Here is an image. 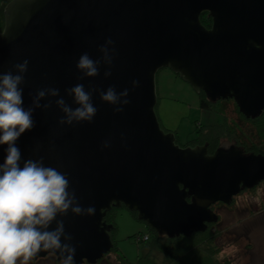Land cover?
Here are the masks:
<instances>
[{
    "label": "water",
    "instance_id": "95a60500",
    "mask_svg": "<svg viewBox=\"0 0 264 264\" xmlns=\"http://www.w3.org/2000/svg\"><path fill=\"white\" fill-rule=\"evenodd\" d=\"M204 12L210 27L201 24ZM83 53L100 60L97 76L81 79L76 64ZM25 60L23 107L32 106L39 90L56 88L59 95L39 101L34 126L15 142L20 165L31 159L56 168L79 206L95 208L56 217L71 236L61 243L75 248L74 264L95 263L111 248L112 225L103 218L112 206L135 211L157 231L188 235L216 220L211 205L228 204L264 180V155L234 146L211 154L205 144L180 146L155 112V74L162 67L212 101L233 98L246 116L264 110V0H10L0 31V74H17L13 66ZM76 84L98 90L96 115L61 124L55 101L78 107L66 92ZM109 87L128 95L115 105L103 102L100 93ZM7 147L0 145V165ZM55 227L54 221L48 230ZM46 254L62 263L67 255L48 249L31 259Z\"/></svg>",
    "mask_w": 264,
    "mask_h": 264
},
{
    "label": "clouds",
    "instance_id": "9594fccd",
    "mask_svg": "<svg viewBox=\"0 0 264 264\" xmlns=\"http://www.w3.org/2000/svg\"><path fill=\"white\" fill-rule=\"evenodd\" d=\"M112 41H106L111 44ZM100 52L104 59L111 64V57L107 56V49L102 46ZM28 61L16 64L12 71L0 74V145L6 144V158L0 165V264H17V259L22 257L23 264L33 258L41 250H59L67 253L64 264H74L75 248L69 243L71 236L64 232L63 220H56L58 215L63 216L69 210L73 214H94L95 208L79 206L75 193L69 191V180L66 174L54 167L45 166L42 160H27L20 165L21 153L15 146L17 139L34 126L32 113L40 108L39 101L46 95L57 97L59 89L47 88L39 90L32 100V106L23 107L24 73L27 71ZM100 60H93L88 53L80 55L76 68L85 77H95L99 74ZM110 71L104 73L109 76ZM137 82L133 81V87ZM97 89L86 91L83 84H76L66 92L73 97V102L78 105L72 108L65 103L63 98L55 101L57 107L64 113L61 124L75 122H91L96 115L97 108L92 103L93 92ZM128 90L116 93L113 87L100 93V99L111 105L120 102V97H127ZM124 99L122 104H127ZM50 104H44L46 109ZM121 109L116 108L119 112ZM56 222L54 230L49 227Z\"/></svg>",
    "mask_w": 264,
    "mask_h": 264
},
{
    "label": "rangeland",
    "instance_id": "374dc122",
    "mask_svg": "<svg viewBox=\"0 0 264 264\" xmlns=\"http://www.w3.org/2000/svg\"><path fill=\"white\" fill-rule=\"evenodd\" d=\"M155 84L157 98L155 112L159 124L164 131H172L176 135L177 144L188 143L190 146L192 142H196V139L193 140L195 135H199L195 131L198 126L203 125L204 130L220 120L215 113L199 107V97L193 87L170 68L162 67L157 70ZM224 110L228 124H241L239 120L241 115L238 114L232 100L226 102ZM252 126L251 123H245L242 127L244 131H248ZM231 143L228 139L220 138L217 147L226 149ZM212 210L219 217L218 222L212 226L217 232L215 238L217 251L213 255V261L216 264H264V180L253 188L240 191L230 204L222 202L214 204ZM114 213L116 226L113 231L114 244L126 260L134 263L147 253L158 264L161 263L164 259L161 253L148 250L149 245L143 240L144 234H147L146 224L133 217L124 207L117 206ZM140 239L142 242H138ZM110 263L117 264L112 255L108 260L92 264ZM17 264H23L22 257L17 259ZM27 264L64 263L56 260L54 255L46 254L34 260L30 259ZM171 264L185 263L179 261Z\"/></svg>",
    "mask_w": 264,
    "mask_h": 264
},
{
    "label": "trees",
    "instance_id": "16d2710c",
    "mask_svg": "<svg viewBox=\"0 0 264 264\" xmlns=\"http://www.w3.org/2000/svg\"><path fill=\"white\" fill-rule=\"evenodd\" d=\"M9 1L10 0H3L2 2V6L0 9L2 14L0 31L3 27V9ZM200 21L201 24H203L205 27L211 26V17L206 12L200 15ZM196 93L199 97V107L202 110L215 113L220 118V120L214 122L213 124H210V128H206L204 130H202L203 125L202 127L198 126L195 131L197 134L199 133V135H195V137L193 138V140L196 139V142L194 141L196 143L195 145L205 144L208 153L211 154L218 148L217 144L219 143L220 138H225V140L228 139L232 142L230 144L231 146L236 147L242 153L253 152L256 154L259 153L264 155V110L258 115L246 116L238 109V106L233 98H219L215 101H212L207 98L202 90ZM228 100H232L238 114L241 115L239 117L241 124H228L226 122V118L224 116V108ZM245 123H251L253 125L252 128H250L248 131H244L242 126ZM184 145H188V143ZM233 197L231 202L233 201ZM213 205H211L210 207L212 208ZM120 207L126 208L124 205H121ZM116 208L117 206H112L111 209L106 212L103 218L107 224L112 225L111 230H109L112 248H110L109 251L106 252L99 260H97V262L105 259L108 260V257L112 255L113 257H115L117 264H158V262L150 255H147V253H145V256L137 259V261L134 263L128 262L124 255L117 249L113 240V231L116 229L113 217ZM128 211L133 217L138 219L135 211ZM218 220L219 217L217 214L216 220L207 223L205 229L192 231L188 235H170L166 232L157 231L148 226L144 221H140L146 224L147 234H144L146 237H144L143 240L145 241V244L149 245L148 250L159 251L164 258L159 264H171L172 262L179 261H182L185 264H216V262L213 261V255L217 251V246L215 245L217 232L212 229V226L215 225ZM140 241L142 242V239L138 240V242Z\"/></svg>",
    "mask_w": 264,
    "mask_h": 264
},
{
    "label": "crops",
    "instance_id": "0c3cea01",
    "mask_svg": "<svg viewBox=\"0 0 264 264\" xmlns=\"http://www.w3.org/2000/svg\"><path fill=\"white\" fill-rule=\"evenodd\" d=\"M2 2L3 0H0V9H1V6H2ZM2 23V14H1V11H0V25Z\"/></svg>",
    "mask_w": 264,
    "mask_h": 264
},
{
    "label": "flooded vegetation",
    "instance_id": "af4514ba",
    "mask_svg": "<svg viewBox=\"0 0 264 264\" xmlns=\"http://www.w3.org/2000/svg\"><path fill=\"white\" fill-rule=\"evenodd\" d=\"M175 136H176V135H175ZM178 144H179L180 146H188V145H189V144H188V145H184V144H187V143H183V144H182V143H178ZM195 144H196L195 142H192L190 145L192 146V145H195Z\"/></svg>",
    "mask_w": 264,
    "mask_h": 264
},
{
    "label": "bare ground",
    "instance_id": "6f19581e",
    "mask_svg": "<svg viewBox=\"0 0 264 264\" xmlns=\"http://www.w3.org/2000/svg\"><path fill=\"white\" fill-rule=\"evenodd\" d=\"M203 25V24H202ZM242 216V215H241ZM241 216H238V217H241Z\"/></svg>",
    "mask_w": 264,
    "mask_h": 264
},
{
    "label": "built area",
    "instance_id": "2783aa9c",
    "mask_svg": "<svg viewBox=\"0 0 264 264\" xmlns=\"http://www.w3.org/2000/svg\"><path fill=\"white\" fill-rule=\"evenodd\" d=\"M144 237H146V236H144Z\"/></svg>",
    "mask_w": 264,
    "mask_h": 264
}]
</instances>
